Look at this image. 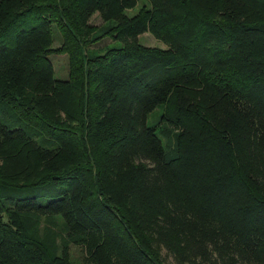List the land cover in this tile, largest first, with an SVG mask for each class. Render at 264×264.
<instances>
[{"label":"trees","instance_id":"trees-1","mask_svg":"<svg viewBox=\"0 0 264 264\" xmlns=\"http://www.w3.org/2000/svg\"><path fill=\"white\" fill-rule=\"evenodd\" d=\"M138 1L0 0V264H264V0Z\"/></svg>","mask_w":264,"mask_h":264},{"label":"rangeland","instance_id":"rangeland-1","mask_svg":"<svg viewBox=\"0 0 264 264\" xmlns=\"http://www.w3.org/2000/svg\"><path fill=\"white\" fill-rule=\"evenodd\" d=\"M149 0H139L138 4L133 8L128 10V13L130 15L136 14L141 7L146 4L149 5ZM92 24L95 26H100L103 23V19L101 18L100 14L96 13L93 15ZM30 25V24H29ZM53 36H54V43L53 46L57 47L62 43V38L59 30L53 26ZM140 42L147 46H153V47H160V48H166V44L160 40L157 39L152 33L147 32L146 34H143L140 36ZM122 45V42L117 39H113L110 37H105L104 39L96 42L92 45L93 48H101V52L105 50L107 47H119ZM50 60L55 66L56 76L59 78H66L68 76L69 67H68V56L66 54H51ZM0 113L3 114V109L0 104ZM152 119V116L149 118V120ZM22 126V125H20ZM34 137L39 140L41 144L48 148L55 147V143H50L49 141L44 139V135L42 134H35ZM15 197H30V196H38L40 198L41 202H47L48 199L51 198V195L47 191V186H35V187H28V188H20L14 191ZM176 264V263H174Z\"/></svg>","mask_w":264,"mask_h":264},{"label":"crops","instance_id":"crops-1","mask_svg":"<svg viewBox=\"0 0 264 264\" xmlns=\"http://www.w3.org/2000/svg\"><path fill=\"white\" fill-rule=\"evenodd\" d=\"M146 34V33H145Z\"/></svg>","mask_w":264,"mask_h":264}]
</instances>
